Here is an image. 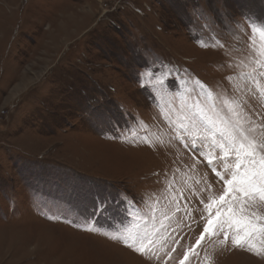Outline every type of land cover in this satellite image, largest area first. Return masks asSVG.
<instances>
[{"label":"rangeland","instance_id":"374dc122","mask_svg":"<svg viewBox=\"0 0 264 264\" xmlns=\"http://www.w3.org/2000/svg\"><path fill=\"white\" fill-rule=\"evenodd\" d=\"M261 68L264 0H0V264H264L259 197L201 239Z\"/></svg>","mask_w":264,"mask_h":264},{"label":"snow or ice","instance_id":"6c2138e0","mask_svg":"<svg viewBox=\"0 0 264 264\" xmlns=\"http://www.w3.org/2000/svg\"><path fill=\"white\" fill-rule=\"evenodd\" d=\"M264 78V68L260 69ZM155 75V72L152 73ZM165 80H161L160 86L163 88L166 85ZM146 87V85H143ZM245 83V87H247ZM203 91V90H201ZM198 110L193 113V120L199 117L200 120L212 123L211 118L205 114L202 109L195 106ZM220 136L223 138L224 132L220 131ZM191 147L195 150L198 145L193 143ZM221 147H223L221 145ZM260 150H264V145H255L253 143H240L237 147L233 148L235 152V166L234 169H229L231 175L230 178L227 175H222L220 172L213 168L215 176L223 184V193L218 197V199H212L205 206L209 212L210 218L207 224L204 226V231L201 233V239L204 238L211 230H213V225L220 223L222 225H227L229 228H236L239 231H243L245 237L253 236L257 228L252 223V221L243 215L245 202L250 199L259 197L264 200V155L259 154ZM223 160H227L228 156L224 155ZM208 165L213 164V160L209 159L207 161ZM239 206V211L237 210ZM215 207V212L213 216V208ZM129 236L132 235L131 230H128ZM227 237V233L225 232ZM127 239V238H126ZM240 238L236 237L233 239V243H239ZM200 240H197L196 244H200ZM151 243V241L149 242ZM133 248L136 252L145 253L148 251L147 248H141L135 246V241L133 244L127 245ZM188 259V254L185 253L184 260ZM184 260L180 261V264H184Z\"/></svg>","mask_w":264,"mask_h":264}]
</instances>
